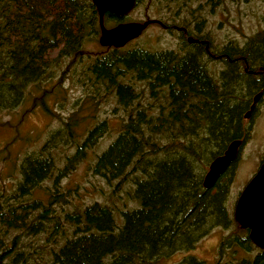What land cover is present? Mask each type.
<instances>
[{"label": "trees", "instance_id": "trees-1", "mask_svg": "<svg viewBox=\"0 0 264 264\" xmlns=\"http://www.w3.org/2000/svg\"><path fill=\"white\" fill-rule=\"evenodd\" d=\"M119 21L103 16L104 24ZM98 32L91 0H0V112L20 105L29 86L43 84L55 63L71 59L72 64L80 52L87 54L82 78L88 99L111 96L115 112H123L115 119V138L90 169L107 182L118 181L117 187L130 180L138 205L118 216L113 206L97 201L56 210V204L66 203L61 179L109 129L107 119L72 114L47 132L39 149L21 156L13 184L0 185V264H160L192 249L212 227L233 221L226 202L236 160L210 189L202 186L203 170L229 141L244 143L249 137L243 114L254 94L261 93L257 102L264 98V72L248 71L264 68V34L238 50L226 48L228 60L217 80L205 67L201 44L183 38L180 53L107 47L93 57L82 44ZM138 83L145 84L148 101ZM46 180L44 194L35 195ZM39 238L47 255L34 258L30 248L36 249ZM221 243L257 248L248 229ZM177 264L204 261L186 256ZM242 264H264V250Z\"/></svg>", "mask_w": 264, "mask_h": 264}, {"label": "rangeland", "instance_id": "rangeland-1", "mask_svg": "<svg viewBox=\"0 0 264 264\" xmlns=\"http://www.w3.org/2000/svg\"><path fill=\"white\" fill-rule=\"evenodd\" d=\"M146 19L161 20L167 25L183 24L190 32L206 36L214 49L223 45L225 49L238 50L244 47L249 38H256L261 32L264 34V0H141L120 22H142ZM117 23L119 22H106L104 25L110 28ZM196 27L200 32L196 31ZM98 34L100 35V30ZM99 35L96 39L90 36L84 41L83 52L94 57L107 50V47L99 44ZM181 43L175 33L166 31L156 23H150L138 37L123 47H141L150 51L168 49L180 53ZM80 55L79 59H72V64L71 59H65L49 67V77L43 84H31V93L26 95L20 105L0 112V185H11L15 182L21 156L39 149L47 137V132L61 126V120H67L72 114L94 120L107 119L108 131L97 140L94 147L87 150L85 157L72 167L66 177L61 179V191L65 194L66 203L61 202L55 207L58 211L62 207L67 211L80 209L97 201L113 206L118 216L120 210L138 205L134 200L132 182L127 179L117 187L118 181H105L94 175L90 166L95 156L115 138L116 120L122 118L123 112L117 108L115 112L116 102L111 96L88 99L89 92L83 83L85 77L82 78L87 54L80 52ZM212 75L217 77L215 73ZM136 87L138 91L142 90L143 97L148 101L145 84L138 83ZM144 98L141 101L145 102ZM87 125L85 121L77 128L82 130ZM243 125L250 129V134L239 149L226 202L233 221L227 226L212 227L192 249L177 251L161 259L160 264H177L186 256H194L204 261V264H242L245 260H252L257 254L258 250L254 248L249 251L235 245L224 248L221 243L228 235H244V229L234 220L233 212L241 191L264 160V98L258 102L250 117H243ZM84 132L85 129L82 133ZM68 152L69 150L64 149L60 153L65 155ZM209 163L203 170V176ZM200 170L202 172L201 165ZM49 185V180L42 182L40 188L35 190V195L44 194ZM42 244L41 238L34 240L36 249L34 246L30 248L34 258L47 255Z\"/></svg>", "mask_w": 264, "mask_h": 264}, {"label": "water", "instance_id": "water-1", "mask_svg": "<svg viewBox=\"0 0 264 264\" xmlns=\"http://www.w3.org/2000/svg\"><path fill=\"white\" fill-rule=\"evenodd\" d=\"M91 2L98 14L100 30L98 42L102 47H123L138 37L148 24L155 21L146 19L142 22H119L106 28L103 22L104 14L109 13L123 17L133 8L134 0H91ZM188 41H191V38H188ZM260 94L258 92L253 96L249 109L244 114L245 118L249 117ZM241 144V139L231 140L223 153L211 160L202 179V186L205 189L212 188L217 178L237 159ZM233 218L242 228L248 229L250 241L264 250V160L241 191L235 205Z\"/></svg>", "mask_w": 264, "mask_h": 264}, {"label": "flooded vegetation", "instance_id": "flooded-vegetation-1", "mask_svg": "<svg viewBox=\"0 0 264 264\" xmlns=\"http://www.w3.org/2000/svg\"><path fill=\"white\" fill-rule=\"evenodd\" d=\"M137 3H138L137 0H134V6ZM125 16H123V17H125ZM123 17H119V18L122 19ZM154 20L155 21H153L151 23H156V24L160 25L162 28H164L166 31L175 33L180 38V41H182V39L184 38L188 44L189 43L190 44L191 43H198V44L203 45V50L205 52L204 57L206 60V61H204L205 67L209 69V72L211 73V75L214 73L216 74L217 80L220 79L219 75H221L223 70H224L225 60L226 59L228 60V58L226 57L225 48L223 45L219 48L214 49L212 46L209 47V44H208L209 41L206 38L202 39L198 34H194V32H192V31H191L192 33L190 34L189 29L183 24L179 25V24L173 23V24L167 25V24L163 23L161 20H157V19H154ZM188 38H191V41H188ZM179 51L183 52V49L179 47ZM257 104H258V102L256 103V106H257ZM255 109H256V107L254 108V110ZM250 115H251V113H250ZM250 115H249V117H250ZM243 117H244V115H243ZM242 144H243V142H242ZM255 249L258 250L260 248L257 247Z\"/></svg>", "mask_w": 264, "mask_h": 264}, {"label": "bare ground", "instance_id": "bare-ground-1", "mask_svg": "<svg viewBox=\"0 0 264 264\" xmlns=\"http://www.w3.org/2000/svg\"><path fill=\"white\" fill-rule=\"evenodd\" d=\"M241 65H239V67H240ZM208 69V68H207ZM245 70V69H244ZM208 71H209V69H208ZM260 72H264V68H262V67H260V68H258L257 70H249L248 71V73H250V74H253V75H258ZM258 93V92H257ZM255 95V94H254ZM253 95V96H254ZM253 98V97H252ZM248 109H249V107H248ZM247 109V110H248Z\"/></svg>", "mask_w": 264, "mask_h": 264}]
</instances>
